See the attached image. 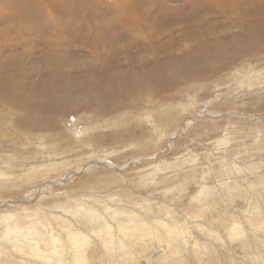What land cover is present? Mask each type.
Here are the masks:
<instances>
[{
	"label": "rangeland",
	"instance_id": "obj_1",
	"mask_svg": "<svg viewBox=\"0 0 264 264\" xmlns=\"http://www.w3.org/2000/svg\"><path fill=\"white\" fill-rule=\"evenodd\" d=\"M257 29L264 0H0V81H22L14 102L0 94V264H46L12 246L42 247L52 229L69 262L73 232L84 264H129L86 229L160 208L188 232L182 260L196 241L200 264H264V45L243 50ZM160 75L167 90L115 83ZM165 235L135 244L133 264H160Z\"/></svg>",
	"mask_w": 264,
	"mask_h": 264
},
{
	"label": "bare ground",
	"instance_id": "obj_2",
	"mask_svg": "<svg viewBox=\"0 0 264 264\" xmlns=\"http://www.w3.org/2000/svg\"><path fill=\"white\" fill-rule=\"evenodd\" d=\"M186 19H187V17H185V19H181L183 24H184V21ZM236 26H237V24H236ZM229 27L234 28L235 26L231 25ZM257 30H259L262 33L264 32V29H257ZM171 31H172L171 28L167 29L165 31V35L169 34ZM214 31H215V33H218V30L216 28H214V30H212L213 33H214ZM193 34L197 35V32H194ZM187 36H188V33H185L184 38H186ZM230 38L231 37H228L229 40H231ZM214 40L215 39H213L209 42H213ZM205 41L206 40L204 38V41H202V42L204 43ZM260 45H264V39L261 36H254L253 39L245 45L243 50H245L246 52H250V53L254 52L255 53L256 51H258L260 49ZM181 65H183V66L181 67ZM163 67H165V64L163 65ZM204 69H205L204 66L197 65L196 72H197L198 78H200L202 76V72L204 71ZM100 73L104 74L103 70L101 72H99L98 74L101 75ZM172 73H173V79H176V78H180L181 76H188L191 73V69L188 67V65L185 62H183L178 67H176L172 71ZM180 73H181V75H180ZM11 80H13V78ZM169 81H171V80H168L167 78L162 77V75H160L158 81H134V80H131V81H117L115 83H116L117 87L118 86L119 87H125L129 91H135L139 87H144L147 84H152V83L158 85V87L161 90L162 89L167 90L168 89L167 83ZM19 82H22V81H0V94L4 96L3 102L6 103L7 105L9 103V101H12V102L15 101L14 98L9 96V93H10L12 87L19 85ZM106 82L109 84V87H112L110 81H106ZM63 83H64V81H63ZM64 84H66V83H64ZM58 85L57 84L56 85L54 84V86L50 85V88H52L51 86H53L52 89H55V90L58 88H61ZM50 88H48L46 90V92H45L46 95L50 94V92L52 90ZM61 89H63V86ZM0 106H2V105H0ZM24 106H27V105L25 104ZM10 108L12 109V108H14V106H11ZM235 185L236 184L234 182H231V183H229V188L234 189ZM78 206L79 205L76 204V206H75L76 210L75 211H77ZM110 206L114 207L115 205L112 204ZM255 209L257 211L258 208H255ZM84 210L89 211L90 209L87 207ZM162 210H164V209L160 208L158 210V212L161 213V216L159 218H156V216H155L156 214L152 211H149L148 209H144V213L128 212L127 216H126L127 217L126 221H124V222L121 221V222L117 223L116 226L114 225L113 227L110 226L111 224L108 222V220L106 218L105 220L102 221V224H101L102 226H100V224L92 226L90 229H86V232H90V234L94 235L95 237H101V239L105 242V250H108V247H110L109 252H113L115 257L116 256L121 257V256L127 255L128 256L127 259H128L129 264H133L134 262L135 263L137 262L136 259L133 258V256H134L133 246L135 244L138 243L140 245L142 251L147 252V251H149L150 248H152V249L154 248L153 246L152 247H148V246H150L152 244H156L157 236H161L164 234V232H167L168 236L165 235L166 240L164 237L161 238V241H163L165 243L167 251L165 252V254H162V256L161 255L157 256V258H156L157 262L160 261L161 262L160 264H174V261L177 260L179 262L178 264H200L202 261V257H203L202 255H204V254L203 253L197 254L200 245H198V243L196 241H193L192 246H191V250H192L191 252L193 253V255L190 257L191 263H188V262L182 260V258H184L185 253H188V249L184 248L183 249L184 253L181 251H178L177 247L175 246V242L177 240L176 239L177 236H179L180 234H184V232L185 233H188V232L186 229H183L181 231L178 230L180 227L178 228V224L175 222V219H171V217H169V216H168L169 218H167V216L162 217ZM117 212H120V211L118 210ZM132 212H134V210H132ZM94 213H95V217L99 218L97 215V211ZM94 213H92V215H94ZM151 214L153 215L152 219L150 217H147ZM251 214H253V213H251ZM199 216H201V215H197L195 217L198 218ZM162 218H164V219H162ZM155 219H159V220L155 221L153 223L152 220H155ZM13 220H15V217H13ZM176 227H177V229H176ZM36 228H37V226L25 227L24 230L28 233L29 236L34 238L35 236H37L36 232H38L36 230ZM237 229L238 228H234V230H236V231H234L233 233L239 234L240 230H237ZM21 232L22 231H16L15 233H16V235H19ZM43 232L44 233H42V235L45 236V230H43ZM209 232L211 233V231H209ZM67 234L68 233H66L65 238L68 239L66 242L68 243V250L70 251V254H71V256H70L71 261L70 262H69V260L66 259L65 248L60 243L61 239L57 236V235L60 236L61 233L59 231H54L53 229L48 234L49 239H50L49 242L43 241L42 247H39L37 245L38 241L34 242L36 237H35V239H31V240H33V242L30 245H25V247H24V246H22V244H20V246L14 245L12 247H13V249L16 248V252L20 251V254H22L23 256L28 255V256L34 258L35 260H41L42 262H45L46 264L50 263L51 261H55V264H84V262L86 261L84 254H87V251L85 252V248L88 245L87 244V238L85 236H82L81 234H77V233H73V232L68 234V235ZM87 236H88V234H87ZM14 237H16V236H14ZM15 239L18 240L19 237H16ZM36 240H39V238H37ZM185 240L186 239H183L184 242H185ZM140 242H142V244H144V246H146V247L143 248L141 246ZM27 247H29V248H27ZM180 250H182V249L180 248ZM254 250H257V255H256L257 257H259L258 252L263 251L262 255L264 257V245H263V243L258 242V244H254L252 246V251H254ZM116 251H120V253L118 255H116V253H115ZM162 252H163V250H162ZM215 252H218V251H216V249H215ZM0 253H1V250H0ZM51 257H53L54 259H51ZM158 257L161 259L158 260ZM168 258H170V260L172 262L165 261V259H168ZM210 259L212 260V257H210ZM213 260L217 261V258H214ZM111 262H112V260H111ZM119 262H121L122 264H125L124 260H119ZM210 263H212V262H210ZM219 264H222V263L219 262Z\"/></svg>",
	"mask_w": 264,
	"mask_h": 264
}]
</instances>
